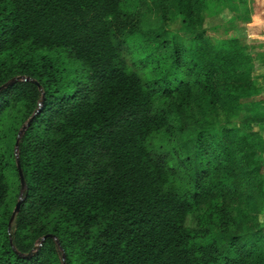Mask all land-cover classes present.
Returning <instances> with one entry per match:
<instances>
[{"label":"trees","instance_id":"1","mask_svg":"<svg viewBox=\"0 0 264 264\" xmlns=\"http://www.w3.org/2000/svg\"><path fill=\"white\" fill-rule=\"evenodd\" d=\"M230 1L150 0L143 30L122 0H0V264H264V41H211Z\"/></svg>","mask_w":264,"mask_h":264},{"label":"rangeland","instance_id":"2","mask_svg":"<svg viewBox=\"0 0 264 264\" xmlns=\"http://www.w3.org/2000/svg\"><path fill=\"white\" fill-rule=\"evenodd\" d=\"M229 3L226 6H222L223 7L221 8L222 10L218 14L211 12L209 15L208 13L204 15L205 27L208 30L209 33L208 35L211 38V41L214 43H218L222 41L224 38H241L244 36H249L250 38L251 36H256V38L257 37L262 38L264 41V0H247L246 6L239 5L238 9H236ZM147 6L149 7L151 6L150 0H122V8L126 12L138 13L139 10L141 9L143 10L142 12H139L142 21L141 29L143 30L147 29V26L150 23H152L151 24L152 26L159 25V23H157L158 16L156 15V13L145 11ZM234 13L239 15L238 16L239 20L236 21V24H234V26L231 25V28H229L228 32H225L223 29L220 28L217 29L215 28L217 26L220 27L222 25H224L223 27H225V25H229L227 24L229 22L231 24L232 22L231 19L234 18V17L231 18V16L234 15ZM228 18H231L229 19V22L227 23L224 22L226 20L228 21ZM179 26L180 23L178 19L176 20L173 18L169 19L168 22L169 32L182 37L183 34L179 32ZM141 36L142 34L139 33L138 39ZM128 61L130 62L129 57H128ZM8 176H9L8 180L10 187L9 194L10 196H13L18 190L19 181H17V177L15 176V174L13 175L11 172L8 174ZM260 219L261 222L264 223V206L260 211ZM188 224L192 227L197 226L196 217H194L193 215L189 216Z\"/></svg>","mask_w":264,"mask_h":264},{"label":"water","instance_id":"3","mask_svg":"<svg viewBox=\"0 0 264 264\" xmlns=\"http://www.w3.org/2000/svg\"><path fill=\"white\" fill-rule=\"evenodd\" d=\"M22 78L23 77L18 76V77L13 78L12 81L20 80ZM17 145H18V143L16 142L15 150H17ZM17 167H18V174H19V178H20L21 192H22L24 187H25V179H24V176H23V173H22V170H21V168L19 166L18 161H17ZM21 201H22V197L20 196V198L18 199V201H17V203H16V205L14 207L11 220L13 219L15 213L19 210V206H20ZM38 247H39V245L36 246V248H38Z\"/></svg>","mask_w":264,"mask_h":264}]
</instances>
